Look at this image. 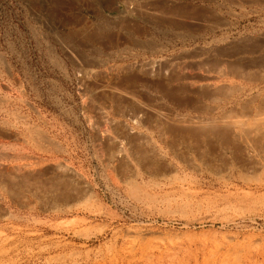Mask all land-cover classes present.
Listing matches in <instances>:
<instances>
[{
  "label": "rangeland",
  "instance_id": "rangeland-1",
  "mask_svg": "<svg viewBox=\"0 0 264 264\" xmlns=\"http://www.w3.org/2000/svg\"><path fill=\"white\" fill-rule=\"evenodd\" d=\"M263 33L264 0H0V131L16 133L0 132V264H264V176L221 143L186 157V139L166 146L140 111L190 120V102L204 101L188 80L264 79L254 66L264 49L238 52ZM82 70L95 75L87 87ZM116 126L143 132L147 158L136 161Z\"/></svg>",
  "mask_w": 264,
  "mask_h": 264
},
{
  "label": "bare ground",
  "instance_id": "bare-ground-1",
  "mask_svg": "<svg viewBox=\"0 0 264 264\" xmlns=\"http://www.w3.org/2000/svg\"><path fill=\"white\" fill-rule=\"evenodd\" d=\"M141 1V0H140ZM127 2V1H125ZM149 2V1H148ZM124 3V2H123ZM128 3V2H127ZM154 3V2H153ZM130 3V5H124L125 7V12L128 13L130 16H133L134 14H136V7L134 6L135 4ZM138 4V3H136ZM145 4V3H144ZM141 5V4H140ZM142 6V5H141ZM144 6V5H143ZM148 6V5H147ZM152 6V5H151ZM167 6V3L164 4H160L158 3V1L156 2V4L154 3L153 8H151L150 10L154 12H157L159 10L162 9V12L164 10V7ZM138 8V7H137ZM143 8V7H142ZM141 8V9H142ZM160 8V9H159ZM144 9V8H143ZM170 10V9H169ZM167 13L169 12L168 9L166 10ZM165 11V13H166ZM147 12V11H146ZM149 13V12H147ZM161 13V12H159ZM138 15V14H137ZM158 15V12H157ZM160 15V14H159ZM151 16V15H150ZM141 17V16H140ZM155 17V15H154ZM81 25H83L84 27H86L87 24L86 22V18L83 16L81 17ZM156 18V17H155ZM149 20V19H148ZM100 23V22H99ZM148 23V22H147ZM130 30L135 29V30H140L142 27L138 26V24L134 23H128ZM160 24V23H159ZM93 25V24H92ZM91 25V26H92ZM136 25V26H135ZM141 25V24H139ZM91 26H88V30L89 28H91ZM124 26V25H123ZM143 26V25H142ZM158 26V25H157ZM139 27V28H138ZM152 27V26H151ZM154 27V26H153ZM126 29L128 27H125ZM92 29V28H91ZM129 29V28H128ZM147 29H145L146 31ZM90 32V30H89ZM94 30L92 29L91 33L93 34ZM141 32V31H140ZM148 32V30H147ZM57 33V32H56ZM262 33V32H261ZM55 34V33H54ZM58 34V33H57ZM95 35L93 36V38L95 37V39H99L98 37V32L94 33ZM127 34H133V32H127ZM143 35L142 33H139ZM140 35V36H141ZM106 36V35H105ZM250 36V35H249ZM252 36V35H251ZM255 36V35H253ZM121 37V36H120ZM119 35L118 37H116L114 35V37H112L113 40L109 39L110 42H115L120 38ZM228 37V36H227ZM226 37V38H227ZM56 38V37H55ZM105 38V37H104ZM109 38V37H108ZM111 38V37H110ZM245 39V37H243ZM260 38V37H259ZM122 39V38H121ZM217 39V38H216ZM249 39V38H248ZM226 40V39H225ZM257 40V39H256ZM255 38H254V42L252 41V44L248 46V42L247 44V48L243 49L241 48L238 52L239 53H243V50H245V52H247V50H249V52H253V53H258L260 52L262 49H264V33L261 35V40L263 41H259L256 42ZM56 41V40H55ZM54 41V42H55ZM59 41V40H58ZM119 41V40H118ZM221 41V40H220ZM246 41V40H245ZM100 42V40H99ZM103 42V41H102ZM241 42V40H240ZM109 43V42H108ZM212 43V42H211ZM243 43V41H242ZM251 42H249L250 44ZM60 44V43H59ZM110 44V43H109ZM227 44V43H226ZM238 44V43H236ZM245 44V45H246ZM50 45V44H49ZM48 45V46H49ZM239 45H241L239 43ZM215 46V45H214ZM244 46V45H243ZM217 47V46H216ZM219 48V47H218ZM152 49V48H151ZM163 49V47H162ZM209 49V48H207ZM227 49V48H226ZM231 49V48H230ZM221 50V49H219ZM223 50V49H222ZM233 50V49H232ZM235 50V49H234ZM233 50V51H234ZM155 51V50H154ZM158 51V50H157ZM156 51V52H157ZM167 51V50H166ZM225 51V50H224ZM228 51V50H227ZM264 51V50H263ZM70 52V51H69ZM73 52V51H72ZM237 52V53H238ZM250 52V53H251ZM228 53V52H226ZM234 53H236V51H234ZM236 53V54H237ZM218 54H220V52L218 51ZM223 54V53H222ZM77 55V54H76ZM224 55V54H223ZM231 55V54H230ZM229 55V56H230ZM234 55V54H233ZM208 56V55H207ZM216 56V55H215ZM226 56V55H224ZM235 56V55H234ZM249 56V55H248ZM255 56V55H254ZM87 57V56H86ZM213 57V56H212ZM209 58V57H208ZM228 58V56H227ZM248 58V57H246ZM244 58V59H246ZM252 58V57H251ZM69 59V58H68ZM158 59V58H156ZM235 59V58H234ZM240 59V57H239ZM250 59V58H249ZM148 60V59H147ZM221 60V59H219ZM224 60V59H223ZM0 61L2 60V57L0 55ZM5 61V60H4ZM202 61V60H201ZM217 61V59H216ZM256 61V60H255ZM254 61V62H255ZM210 62V61H209ZM222 62V60H221ZM220 62V63H221ZM227 62V61H226ZM7 63V62H6ZM80 64V62H78ZM149 63V62H148ZM165 63V62H164ZM228 63V62H227ZM240 63V60H239ZM242 63V62H241ZM240 63V64H241ZM8 64V63H7ZM6 64V65H7ZM60 64V63H59ZM137 64V63H136ZM153 69L155 68H159L162 64V61H153ZM201 64V63H200ZM203 64V63H202ZM218 64V63H217ZM217 64H212V66H218ZM223 64V62H222ZM237 64V63H236ZM239 64V65H240ZM246 64V63H243ZM255 64V63H253ZM4 65V66H6ZM84 65V64H83ZM208 65H210L208 63ZM251 65V64H250ZM8 66V65H7ZM86 66V65H85ZM135 66V65H133ZM144 66V65H143ZM146 66V65H145ZM200 66V65H199ZM205 68L206 66L203 65ZM222 66V65H221ZM227 66V65H226ZM230 66V65H229ZM242 66V65H241ZM254 66H258V67H262L264 69V56H261L260 59H258V61H256V64ZM243 67V66H242ZM249 67V66H248ZM257 67V68H258ZM217 68V67H216ZM223 68V67H222ZM230 68V67H229ZM232 68V67H231ZM246 68V67H245ZM252 68V67H251ZM150 69V68H148ZM161 69V68H160ZM214 69V68H213ZM221 69V68H219ZM228 69V68H227ZM226 68H224V70H227ZM234 69V68H233ZM232 69V70H233ZM237 69V68H236ZM235 69V70H236ZM259 69V68H258ZM119 71V70H118ZM137 71V70H135ZM149 71V70H148ZM158 71V70H157ZM218 71V70H217ZM237 71V70H236ZM239 71V70H238ZM244 71V70H243ZM259 71V70H257ZM142 72V71H141ZM154 72V71H152ZM213 72V71H212ZM221 72V71H220ZM99 73V72H98ZM111 73H113V70L111 71ZM140 73V72H139ZM147 73V72H146ZM145 73V74H146ZM207 73V72H205ZM219 73V71H218ZM226 73V72H225ZM230 73V71H229ZM240 73V72H239ZM244 73V72H243ZM246 73V72H245ZM248 73V72H247ZM253 73V71H252ZM256 73V72H255ZM260 73V72H259ZM258 73V75H259ZM101 74V73H100ZM108 74V72H107ZM117 74V73H115ZM138 74V73H137ZM209 74V71H208ZM219 74H222L219 73ZM224 74V72H223ZM234 74V76L236 77V73L234 71V73H232V75ZM81 77V83L84 87L88 86V81L89 79H91L94 75V72L91 70H82L81 74H79ZM114 75V73H113ZM122 75V74H121ZM231 75V74H229ZM231 75V76H232ZM261 75V74H260ZM115 76V75H114ZM128 76V75H127ZM133 75H131L132 77ZM211 76V75H210ZM220 76V75H217ZM222 76V75H221ZM232 76V77H234ZM247 76V75H246ZM255 75H253L254 77ZM139 79V76H137ZM214 77V76H213ZM223 77V76H222ZM225 77V76H224ZM257 77V76H256ZM217 78V77H216ZM237 78V77H236ZM240 78V76H239ZM243 78V77H242ZM93 80V79H92ZM177 80V79H176ZM182 80H186V79H182ZM196 80V79H195ZM199 80V79H198ZM110 81V80H109ZM156 81V80H155ZM159 81V80H158ZM168 81V79L166 80V82ZM181 81V80H180ZM143 82V81H142ZM148 82V81H147ZM101 83V82H100ZM179 83V82H178ZM185 83V82H184ZM183 83V84H184ZM10 84V83H9ZM159 84V83H158ZM125 85V84H124ZM182 85V84H181ZM180 85V86H181ZM185 85V84H184ZM93 86V85H91ZM150 86V85H149ZM163 86V84H162ZM166 86V85H165ZM168 87V86H167ZM186 87H188V93L200 96V101L201 99L204 101V105L201 104H195L196 101L190 102L191 103V107H189L191 109L192 112L197 114V117L192 118L190 120H184V121H179V120H171V123H168L170 121V118L168 119V122L164 119L162 120V114L161 116L159 115L158 112H154L153 114L149 113V111H147L146 109H143L142 107H140V111H142V113L144 114V116L146 117V120H148L149 122H154V123H158V125L160 126H153L154 128V132L158 134L159 137L163 138V143L168 144L166 146H169L173 149L178 148L180 142H184V140L186 139V157H188L187 155L189 154V152L193 151L196 155H198L199 157L204 158L205 156L203 155V153H205V151H207L206 153H210L211 152V148L213 146H215L216 144L221 143V146H223V150L224 152H230L233 155H235L237 158H240L243 161H246V165L247 168L251 169L254 171L255 173V177L258 175L263 177L264 176V79H201V81L195 82V81H189L186 82ZM92 88V87H91ZM90 88V89H91ZM111 88V87H109ZM115 87L111 88V93H113ZM169 88V87H168ZM8 89V88H7ZM85 89V88H84ZM83 89V90H84ZM89 89V90H90ZM106 89V88H105ZM113 89V91H112ZM118 89V87H117ZM121 89V88H120ZM157 89V88H155ZM171 89V88H169ZM4 90V88H3ZM116 90V89H115ZM108 91V90H107ZM166 91V90H164ZM182 91V90H181ZM94 92V90H93ZM101 92V91H100ZM133 92V91H132ZM170 92V91H169ZM185 92V91H184ZM101 94V93H100ZM117 97H120L122 95V93L118 92L117 93ZM143 94V93H142ZM178 95V94H177ZM188 95V94H187ZM1 96V95H0ZM123 96V95H122ZM168 96V95H167ZM102 97V96H101ZM114 97V96H113ZM96 98V97H95ZM157 98V97H156ZM186 99V98H185ZM190 98H187V101H191ZM199 99V98H198ZM197 99V100H198ZM116 100L115 102L118 101V99H114ZM130 100V99H129ZM157 100V99H156ZM196 100V99H195ZM1 101V100H0ZM6 101V100H5ZM4 101V102H5ZM104 101V100H103ZM128 101V100H127ZM131 101V100H130ZM129 101V103H130ZM134 101V100H133ZM147 101V100H146ZM193 101V100H192ZM7 102V101H6ZM114 102V101H113ZM119 102V101H118ZM132 102V101H131ZM185 102V100H184ZM128 103V104H129ZM136 103V102H135ZM189 103V104H190ZM199 103V102H197ZM208 103V104H206ZM118 104V103H117ZM116 104V105H117ZM124 104V103H123ZM126 104V103H125ZM134 104V103H133ZM179 104V103H178ZM187 104V103H186ZM88 105V102H87ZM115 105V106H116ZM120 105V104H119ZM118 106V105H117ZM189 106V105H188ZM146 108V107H145ZM35 109V108H34ZM139 109V108H138ZM100 110V109H99ZM152 110V109H151ZM4 111V110H3ZM162 111V110H161ZM15 112V111H14ZM96 112V111H95ZM104 112V111H103ZM173 112V111H172ZM89 113V112H88ZM119 113V112H118ZM7 115V114H6ZM19 115V114H18ZM89 115V114H88ZM92 115V114H91ZM90 115V116H91ZM133 115V114H132ZM131 115V116H132ZM140 115V114H139ZM9 116V115H8ZM14 116V115H13ZM107 116V115H106ZM121 116V115H119ZM87 117V116H86ZM170 117V116H168ZM167 117V118H168ZM15 118V117H14ZM88 118V117H87ZM141 118V117H140ZM144 118V117H142ZM165 118V117H164ZM175 118V117H174ZM191 118V117H190ZM2 119V118H1ZM171 119H173L171 117ZM106 120V119H105ZM112 122V121H111ZM115 122H117L116 120L114 121L113 124H115ZM145 122V119H144ZM164 122V123H163ZM146 123H148L146 121ZM3 124V123H2ZM6 124V123H5ZM9 124V123H8ZM110 124V123H109ZM137 124V123H136ZM169 124V125H168ZM117 125V124H115ZM114 125V126H115ZM155 125V124H154ZM13 126V125H12ZM16 126V125H15ZM29 126V125H28ZM112 126V125H110ZM2 126H0L1 128ZM125 127V126H124ZM147 127V126H146ZM152 127V126H151ZM8 128V127H7ZM115 128H118V126H116ZM2 129V128H1ZM40 129V128H39ZM119 132L122 133V141L124 144L127 145V147L129 146L130 150L134 153L139 155V159L137 158L136 161H140L142 158H147V150L145 151V148L143 149V147L139 146L140 140H142V136H145L144 134L140 133L139 130L138 131H134L132 129H129L127 127L122 128L123 129L121 131L120 127L118 128ZM7 130V129H6ZM10 131V130H9ZM117 131L118 135L119 132ZM0 132H2V134H9V135H13V138L16 137V133H14L13 131H11L10 133L8 131H3L1 130ZM34 132V131H33ZM152 132V131H151ZM116 133V134H117ZM120 133V134H121ZM1 134V133H0ZM114 134V135H116ZM29 135V134H28ZM27 135V136H28ZM37 136V135H36ZM172 137H177L176 139L171 138ZM10 137V136H9ZM105 137V136H104ZM121 137V135H120ZM30 138V137H29ZM110 138V137H109ZM147 139V137H145ZM145 138L143 137V140L145 141ZM149 138V137H148ZM171 138V139H169ZM19 139V137H18ZM22 140H24L21 137ZM31 139V138H30ZM160 139V138H159ZM32 140V139H31ZM108 140V139H107ZM6 141V140H5ZM40 141H42V139H40ZM161 141V139H160ZM16 142V141H15ZM106 142V141H105ZM108 142V141H107ZM149 142V141H148ZM147 142V143H148ZM152 142V141H151ZM14 143V142H13ZM104 143V142H103ZM150 143V142H149ZM9 144V143H8ZM110 145V147H112L114 150H112L111 152H114V156L119 159V158H123V154L122 149L120 147V144H122L121 141L118 140H111L108 143ZM107 144V145H108ZM182 144V143H181ZM141 145V144H140ZM9 146V145H8ZM36 146V145H35ZM217 146V145H216ZM2 147V146H1ZM12 147V146H11ZM105 147H107L105 145ZM109 147V146H108ZM148 146H146V149ZM185 147V146H184ZM21 148V147H20ZM151 148H153L151 146ZM151 148L149 150H151ZM179 148H182L181 146ZM216 148V147H215ZM219 148V146L217 147ZM110 149V148H108ZM156 149V148H155ZM183 149V148H182ZM213 149V148H212ZM221 149V148H220ZM1 150V149H0ZM7 150V149H6ZM164 150V149H163ZM169 150V149H168ZM178 150V149H175ZM180 150V149H179ZM2 151V150H1ZM171 151V150H169ZM6 152V151H5ZM4 152V153H5ZM219 152V151H217ZM216 152V153H217ZM110 153V151H109ZM130 153V152H129ZM162 153V152H161ZM205 153V154H206ZM3 154V153H2ZM7 154V153H5ZM113 154V153H111ZM149 154V153H148ZM151 154V153H150ZM172 154V153H171ZM181 154V153H180ZM220 154V153H219ZM4 155V154H3ZM10 155V154H9ZM130 156V155H129ZM225 156V155H224ZM0 157H3L2 155ZM112 157V156H110ZM198 157V158H199ZM133 158V157H132ZM164 158V156H163ZM232 158V157H231ZM14 159V158H13ZM134 159V158H133ZM162 159V155H160L159 151L153 153L152 158L149 159L150 163L148 164H155L156 162L158 163V161H160ZM181 159V158H180ZM189 159V158H187ZM206 159V158H204ZM203 159V160H204ZM248 159V160H247ZM111 160V159H110ZM132 160V159H131ZM208 160V158H207ZM138 161V162H139ZM48 162V160H47ZM60 162V161H59ZM208 162V161H207ZM32 163V162H31ZM126 163V162H125ZM129 163V161H128ZM188 163V162H187ZM214 163V162H212ZM211 163V164H212ZM62 164V163H61ZM121 164V163H120ZM144 164V163H143ZM4 165V164H3ZM27 165V164H26ZM127 165V164H126ZM193 165V164H191ZM1 164H0V175L2 174V170H1ZM156 166V165H155ZM158 166V165H157ZM195 166V164H194ZM206 166V165H205ZM7 167V166H6ZM15 167V166H14ZM20 167V166H19ZM22 167V166H21ZM11 168V167H10ZM24 168V167H22ZM51 168V167H50ZM213 168V167H212ZM8 169V168H6ZM12 169V168H11ZM21 170V168H18ZM58 170H61V172L63 174H65L66 172L68 173V169L66 167H64L63 165H58L57 166ZM55 167V170H57ZM153 169V168H152ZM159 169V167H158ZM157 169V170H158ZM219 169V168H218ZM222 169V168H221ZM243 169V167H242ZM248 169V170H249ZM74 170V169H73ZM131 170V169H130ZM247 170V171H248ZM7 171V170H5ZM13 171V170H12ZM11 171V172H12ZM31 171V170H30ZM33 171V170H32ZM148 171V170H147ZM10 172V173H11ZM16 172V170H15ZM38 172V171H37ZM70 172V171H69ZM132 172V171H131ZM130 172V174H131ZM162 172V171H161ZM220 172V171H219ZM5 173V172H4ZM9 172H7L8 174ZM9 173V174H10ZM14 173V171H13ZM22 173V172H21ZM73 173V172H72ZM147 173V172H146ZM167 173V172H166ZM246 173V172H244ZM12 174V173H11ZM31 174V173H30ZM58 174V173H57ZM60 174V173H59ZM76 174V173H75ZM129 174V173H128ZM149 174V173H148ZM252 174V173H251ZM250 174V175H251ZM3 175V174H2ZM18 175V174H17ZM22 175H25L24 173ZM18 175L17 178H19V180L21 179L20 177L23 176ZM78 175V174H77ZM244 174H241L240 177H243ZM248 175V174H247ZM6 176V174L4 175ZM20 176V177H19ZM136 176V174H135ZM218 176V175H217ZM252 176V175H251ZM2 177V176H1ZM0 177V178H1ZM35 177V176H34ZM63 177V176H62ZM66 178V176H64ZM125 177V176H124ZM6 178V177H5ZM8 178V177H7ZM6 178V179H7ZM11 178V177H10ZM8 178V179H10ZM28 178V176H27ZM30 178V177H29ZM38 178V177H36ZM70 178V177H69ZM72 178V177H71ZM83 178V177H82ZM244 178V177H243ZM7 179V180H8ZM12 179V178H11ZM25 179V178H24ZM35 179V178H34ZM17 180V182L19 181ZM68 180V179H67ZM13 181V180H12ZM23 181V180H22ZM73 181V180H72ZM80 181V180H79ZM125 181V180H124ZM128 182V180H126ZM248 180L246 179V182ZM14 182L16 183L15 179ZM13 182V183H14ZM30 182V181H29ZM53 182V181H52ZM66 182V181H65ZM78 182V181H76ZM126 182V183H127ZM6 183V182H4ZM32 183V182H31ZM82 183V181L80 182ZM79 183V184H80ZM129 183V182H128ZM8 184V183H7ZM21 184V183H20ZM26 184V183H25ZM51 184V183H50ZM54 184V183H52ZM64 184V183H63ZM85 184V183H84ZM249 184V182H248ZM36 185V184H35ZM61 185V184H60ZM69 185V184H68ZM72 185V184H71ZM89 185V184H88ZM16 186V185H15ZM21 186V185H20ZM24 186V185H23ZM54 186V185H53ZM58 186V185H57ZM67 186V185H66ZM70 186V185H69ZM179 186V185H178ZM2 187V186H1ZM6 187V186H5ZM4 187V188H5ZM56 187V186H55ZM62 187V186H61ZM68 187V186H67ZM74 187V186H73ZM71 187V188H73ZM24 191H25V187ZM59 188V187H58ZM77 188V187H76ZM253 188V187H252ZM28 188L26 187V192ZM70 189V188H69ZM68 189V190H69ZM86 189V188H85ZM39 190V189H38ZM58 190V189H57ZM66 190V189H64ZM67 190V191H68ZM256 190V189H255ZM239 191V190H238ZM257 191V190H256ZM10 192V191H9ZM48 192V191H46ZM56 192V191H55ZM59 192V191H58ZM69 192V191H68ZM67 192V193H68ZM72 192V191H70ZM241 192V191H240ZM244 192V191H243ZM19 193V192H17ZM54 193V192H53ZM64 193V191H63ZM66 193V192H65ZM74 193V192H73ZM248 193L247 191L245 192V194ZM260 193V192H259ZM20 194V193H19ZM42 194V193H41ZM61 194V193H60ZM80 193H78L79 195ZM66 195V194H65ZM72 195V193H71ZM83 195V194H82ZM81 195V196H82ZM65 197H69V196H65ZM71 197V196H70ZM44 198V197H43ZM45 199V198H44ZM60 199V197H59ZM65 199V198H64ZM62 200V199H61ZM73 200V197H72ZM64 201V200H63ZM69 201V200H68ZM71 201V200H70ZM69 201V202H70ZM76 202V200H75ZM68 203V202H67ZM51 204V203H49ZM59 205V204H58ZM57 207V206H56Z\"/></svg>",
  "mask_w": 264,
  "mask_h": 264
}]
</instances>
